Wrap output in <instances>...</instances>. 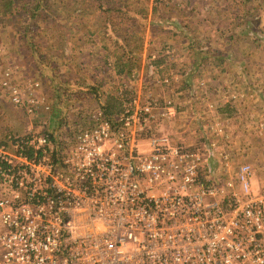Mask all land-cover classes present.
Masks as SVG:
<instances>
[{
	"label": "built area",
	"instance_id": "built-area-1",
	"mask_svg": "<svg viewBox=\"0 0 264 264\" xmlns=\"http://www.w3.org/2000/svg\"><path fill=\"white\" fill-rule=\"evenodd\" d=\"M3 68L0 93L25 131H0V264H264V187L228 152L222 122L175 138L178 107L153 87L173 77L52 131L38 81Z\"/></svg>",
	"mask_w": 264,
	"mask_h": 264
},
{
	"label": "rangeland",
	"instance_id": "rangeland-1",
	"mask_svg": "<svg viewBox=\"0 0 264 264\" xmlns=\"http://www.w3.org/2000/svg\"><path fill=\"white\" fill-rule=\"evenodd\" d=\"M236 1L239 0H164L163 3L128 0L136 8L146 7V18H140L132 10L131 14H125L126 20H117L118 29L114 30L107 26L106 20H101L102 14L95 9L82 11L75 0H52L50 9L58 15L61 26L46 30L50 19L34 18L29 33L38 47L39 60L31 56L19 24L8 17V27L0 18L3 53L0 52V78L3 67L8 64L4 61L20 57L31 74L24 78L38 81L42 95L50 104L55 100V91L46 71L55 69L53 79L58 75L59 80H70L72 85L78 81L88 87L99 81L101 100L96 104L93 96H89L77 108L71 102L69 113L72 115L113 101L118 97L117 92L125 91L129 96L131 87L145 89L146 82L156 79L153 77L170 75L175 80L171 84L157 83L153 87L163 96H169L178 107V114L169 123L175 138L191 141L190 138L209 137L211 123L222 122L229 135L228 152L237 156L239 151L249 156L253 147L249 148L257 140L255 134L264 136L262 115H257L254 125L245 120L246 116L252 118L251 112L262 111L260 104L264 105L261 100L264 98V0L247 2L251 28L241 23L240 16L234 22L240 14L234 6ZM155 6L158 8L153 17ZM130 15L137 18L131 19ZM133 20L144 25L142 31H136L139 39L135 43L125 38L135 34L127 28ZM232 21L237 25H232ZM180 25L187 26L184 32ZM229 35L231 39L226 38ZM133 43L136 47L131 48ZM17 62L14 64L20 67ZM123 63L125 70L126 63H134L132 73L113 75ZM19 77L16 74L17 80ZM106 94L109 96L105 97ZM24 127L21 112L12 107L1 91L0 131L22 133ZM263 149L258 148V153ZM259 158L253 167L256 191L264 187V153Z\"/></svg>",
	"mask_w": 264,
	"mask_h": 264
},
{
	"label": "trees",
	"instance_id": "trees-1",
	"mask_svg": "<svg viewBox=\"0 0 264 264\" xmlns=\"http://www.w3.org/2000/svg\"><path fill=\"white\" fill-rule=\"evenodd\" d=\"M51 1L52 0H0V18L5 20V23H7L6 26L9 27V22L11 17V20H15L16 24H19V26L22 28V38L24 40H27V48H31V56L35 58L36 60L40 58L38 53V47L34 43L33 36H31L29 33L32 28V24L35 22V19L39 20H48L50 19L51 23L47 24L46 30L55 29L59 26H61V23L57 20L58 15H54L51 11ZM162 3L164 0H158ZM136 2V1H134ZM247 2L248 0H239L236 1L234 6L237 10V12H240V14L234 18L235 20L240 16L241 17V23L246 24L247 27L251 28L250 23V11L247 10ZM76 4H80L82 7H79L82 11L83 8L88 9H95L98 12H100L101 20L107 21V26L114 30H117V20L118 22L123 19L126 20L125 14H131L132 10H136L137 16H139L142 19L146 18V7H139L136 8L133 4H130L128 0H75ZM91 6V7H89ZM165 7V5H164ZM157 6L153 7V17H156V11ZM160 8V7H159ZM234 9V8H233ZM137 16L130 15L129 18L134 19L137 18ZM256 18V16H255ZM14 22V21H13ZM12 22V24H13ZM232 21V25L236 26L237 24ZM227 23H225L226 26ZM37 25V23H35ZM186 25H180L181 31L184 32L186 29ZM127 28L135 33L133 36H125L126 40H131L135 43L136 39H139V35L136 33V31H142L144 28V25L140 24L139 22L133 20L131 25H127ZM254 28V27H253ZM33 29V28H32ZM51 30V31H52ZM226 32V31H225ZM224 32V33H225ZM132 33V34H133ZM227 39H231V36H227ZM133 43V44H134ZM127 44V43H126ZM124 46H127V45ZM136 47L134 44L131 48ZM213 61V59H212ZM126 66H128V69L125 70V63L119 64L118 69L115 70L116 76H120L123 73H127V75H130L132 72V69H134V63H126ZM47 68L46 66L43 68ZM49 76L52 79V88L55 91V94L53 97L55 100L53 101V106L55 109H53V113H51V116L54 118L51 120L50 123V129L52 127V131L54 128L58 127L60 124H64L65 120H75L78 115L80 114H72L69 113V104L71 102L75 103L76 108L78 106H81V101H85L89 98V96H93L94 101L96 104L99 100H101L103 93H101V86L99 84L93 85V86H86L84 87L82 85V82H75V85H72L70 80H59V76L57 75L54 79L52 77L51 70L46 71ZM105 97L109 95H104ZM72 100V101H70ZM101 104V103H100ZM115 104V105H114ZM119 107H118V106ZM99 108L106 114V116H112L120 109V101L119 99L115 98L113 101H107L105 104L98 105ZM117 107V108H116ZM51 117V118H52ZM56 122L54 125L53 123ZM60 122V123H59Z\"/></svg>",
	"mask_w": 264,
	"mask_h": 264
},
{
	"label": "crops",
	"instance_id": "crops-1",
	"mask_svg": "<svg viewBox=\"0 0 264 264\" xmlns=\"http://www.w3.org/2000/svg\"><path fill=\"white\" fill-rule=\"evenodd\" d=\"M0 52H1V50H0ZM2 53V52H1ZM5 53V52H4ZM3 54V53H2ZM164 55V54H163ZM8 57V56H7ZM7 57H5V58H7ZM19 62V65H21L19 68H20V72H19V80L21 81V83H23V85L22 86H24L25 84V81H24V77H31L30 75L31 74H29L28 73V71H27V68H26V66L24 67V64L20 61V57H14V58H11V59H7V60H5L4 62L5 63H11V64H14V61L15 62H17V61ZM17 62V63H18ZM25 63V62H24ZM26 64V63H25ZM28 65V64H27ZM51 69V68H50ZM54 70L55 69H53V70H51V73H54ZM115 74V71L113 72V75ZM242 79H243V77H241ZM98 80H100V79H98ZM97 80V81H98ZM99 83V81L98 82H96L95 83V85H97ZM250 91H252V90H250ZM259 95L261 96V94L259 93ZM118 98V97H117ZM261 100H264V98H261ZM54 101V100H53ZM118 106V105H117ZM119 107V106H118ZM260 109H262V111H253V112H251L252 113V115L250 114L249 116H251L252 118H247V116H246V113H245V115L244 116H246V122H248V123H251V124H255V123H253V121H255V120H257V118H258V116L257 115H262V118L261 119H264V105L263 104H260ZM117 108V107H116ZM19 117H20V114H19ZM22 118L20 117V120H21ZM52 119H53V121H55L54 120V118L52 117ZM51 119V120H52ZM260 119V118H259ZM244 120V121H245ZM259 121V120H258ZM51 122V121H50ZM257 122V121H256ZM56 122H54L53 123V125L55 124ZM259 135L258 134H255V137H257V140H254V143L252 144V146L249 148V149H252V147H253V151H250V153H249V156H246L245 154H244V156L243 155H240L238 152L239 151H237V153H238V155H240V156H236V159L237 160H239V161H244V162H248V163H250L251 165H252V167H254V164H255V161H257L258 159H260L259 157H261L262 156V154L264 153V149L263 150H261V152L260 153H258V151H257V149L258 148H260L261 149V147H264V145H263V143H264V136H263V134H262V136L263 137H258ZM248 155V154H247Z\"/></svg>",
	"mask_w": 264,
	"mask_h": 264
}]
</instances>
